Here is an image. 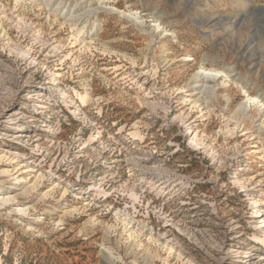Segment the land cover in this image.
<instances>
[{"label":"rangeland","instance_id":"rangeland-1","mask_svg":"<svg viewBox=\"0 0 264 264\" xmlns=\"http://www.w3.org/2000/svg\"><path fill=\"white\" fill-rule=\"evenodd\" d=\"M0 264H264V0H0Z\"/></svg>","mask_w":264,"mask_h":264},{"label":"bare ground","instance_id":"bare-ground-1","mask_svg":"<svg viewBox=\"0 0 264 264\" xmlns=\"http://www.w3.org/2000/svg\"><path fill=\"white\" fill-rule=\"evenodd\" d=\"M200 76H202V75H200Z\"/></svg>","mask_w":264,"mask_h":264}]
</instances>
